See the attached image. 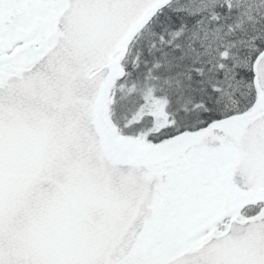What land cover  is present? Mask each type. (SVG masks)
I'll return each mask as SVG.
<instances>
[{"label":"snow or ice","instance_id":"1","mask_svg":"<svg viewBox=\"0 0 264 264\" xmlns=\"http://www.w3.org/2000/svg\"><path fill=\"white\" fill-rule=\"evenodd\" d=\"M0 264H264V0H0Z\"/></svg>","mask_w":264,"mask_h":264}]
</instances>
